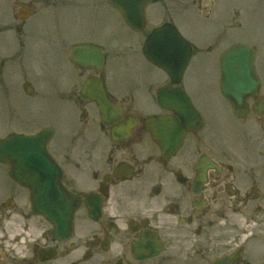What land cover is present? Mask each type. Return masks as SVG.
<instances>
[{"label": "flooded vegetation", "instance_id": "obj_1", "mask_svg": "<svg viewBox=\"0 0 264 264\" xmlns=\"http://www.w3.org/2000/svg\"><path fill=\"white\" fill-rule=\"evenodd\" d=\"M37 5L48 21L65 17L67 24L100 9L93 0H0V33L15 27L11 38H27L17 30L37 14ZM17 56L0 58L5 94L10 90L4 87L6 62L22 64ZM52 78L63 79L65 88L49 85V97L60 106L67 99L79 109L68 118L72 127L60 156L51 150L58 136L55 117L43 126L54 130L49 149L63 169L65 186L79 201L73 236L51 240V224L31 210L28 191L0 162V264H264L262 79L259 94L245 102L246 113L237 115L220 88L205 89L213 96L207 104L196 98L186 77L178 85L167 77L156 89V107L145 115L134 101L152 93L150 79L119 95L109 89L104 70L75 66ZM96 78L107 100L122 106L121 115L103 117L98 103L84 98L86 83ZM163 89L176 98L183 94L202 121L188 129L176 151L164 148L152 130L154 121L168 113L181 123L159 105ZM210 120L216 127H209ZM121 127L130 128L129 133L117 132ZM85 128L95 133L86 136L81 133ZM49 248L57 255L45 260Z\"/></svg>", "mask_w": 264, "mask_h": 264}, {"label": "rangeland", "instance_id": "obj_2", "mask_svg": "<svg viewBox=\"0 0 264 264\" xmlns=\"http://www.w3.org/2000/svg\"><path fill=\"white\" fill-rule=\"evenodd\" d=\"M93 1V7H98L96 0ZM202 1L163 0L152 7L156 10L150 12L151 24L143 32L126 26L116 11L107 14L103 11L97 16L84 12L76 17V24H67L65 17L53 23L37 5V14L29 18L20 31L27 38H18L17 43L10 44L6 31L0 33V58L3 59L6 53H13L18 55L17 58L20 56L18 60L22 63L6 62L4 87L6 90L10 87V90H4L6 94L0 91V135L14 130L34 132L47 125L48 120L51 119L52 123L55 117L58 136L52 142L51 150L61 155L65 135L72 127L68 118L76 115L74 108L79 109L67 99V103L60 106L51 93L49 97L48 88L49 85L55 89L65 88L63 79H54L52 75L61 74L62 68L73 67L69 62L70 46L88 37L92 38L91 42L107 48V83L113 93L121 95L124 89L144 87L149 79L152 93H155L160 81L154 79L158 74L162 77L165 74L145 59L143 43L155 25L171 17L177 21L176 25L184 36L202 47V43L206 42L207 49L193 56L186 72V83L197 99L207 104L213 100L205 89L210 88V84L218 89L220 52L233 40L258 47L256 68L264 82V0H213L206 5ZM90 20L97 22L92 25ZM217 32L221 34L216 40L207 41L210 35L213 37ZM144 102V97L137 96L134 101L136 109L140 110ZM88 108L91 112V105ZM216 125L213 121L209 123L210 128ZM221 131L224 129L221 128ZM81 133L87 136L95 132L93 128H85ZM52 264H59V260Z\"/></svg>", "mask_w": 264, "mask_h": 264}, {"label": "water", "instance_id": "obj_3", "mask_svg": "<svg viewBox=\"0 0 264 264\" xmlns=\"http://www.w3.org/2000/svg\"><path fill=\"white\" fill-rule=\"evenodd\" d=\"M109 1L132 29L141 31L146 26V6L157 0ZM143 53L149 61L167 72L174 82H179L191 59L193 47L175 25L167 22L148 35ZM255 59L254 50L246 45L230 47L221 58L222 91L235 108L242 106L249 96L256 95L259 91L260 81ZM72 60L80 65H94L102 70L105 53L98 47L77 45L72 50ZM165 94L171 96H164ZM84 95L98 100L106 116L118 114L115 107L107 101L99 81L89 82ZM172 99L178 101L176 110L181 123L170 117L163 118L155 125L163 139L162 145L169 150H175L179 146L190 127L200 125L191 103L182 94L176 99L172 93H163L160 101L170 106L173 104ZM50 133L51 130L47 129L34 135L14 133L0 139V160L11 166L10 176L30 190L33 211L49 219L55 226L53 237L61 239L71 234L73 213L78 203L66 190L62 182V170L47 149ZM54 254L51 251L47 257L51 258Z\"/></svg>", "mask_w": 264, "mask_h": 264}]
</instances>
